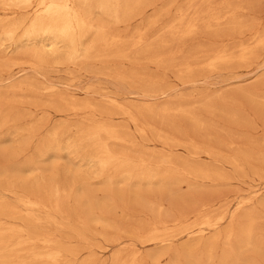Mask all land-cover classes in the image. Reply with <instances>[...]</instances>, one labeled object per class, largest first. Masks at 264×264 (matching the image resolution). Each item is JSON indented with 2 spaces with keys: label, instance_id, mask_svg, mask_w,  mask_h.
<instances>
[{
  "label": "rangeland",
  "instance_id": "rangeland-1",
  "mask_svg": "<svg viewBox=\"0 0 264 264\" xmlns=\"http://www.w3.org/2000/svg\"><path fill=\"white\" fill-rule=\"evenodd\" d=\"M148 1L151 3V5L150 7L144 10V14L141 15L143 16V18L141 16L133 18L132 20L128 22L129 24L128 23L118 24V25L113 24V22H111L109 18H107L106 16L98 12L97 10H93L89 17L92 24L94 25L102 24L103 26H105L108 32H110L114 36H117L120 39V41H122V43L124 41H127L123 43V46L121 48L124 51L127 50L126 52L128 53L131 50V53H130L131 55L128 54V57H127L128 59L117 58V57L114 58L113 56H111V54H113L114 51L110 50L105 53L106 58L102 57L100 59H95V60L93 59L84 60V63H83V59L82 60L78 59L72 65L65 64L66 62L68 63V61L65 59L66 58V55L64 54L65 49L62 48V46H60V51H59V54L57 55L50 53L49 48H46L42 51L41 45L39 42H37L36 44L34 43L33 45L26 44L27 46L25 47L27 48L25 49L22 48L21 50H19L14 45H12L10 41H7L3 37V35L1 34V29H0V68H2L3 65L8 60L11 59L12 61L13 59H15L13 60L14 61L13 62L14 64L12 63L13 65L9 64L10 67L9 65H5L6 67L8 66L9 68L8 67L7 69L2 68L3 70L5 69L4 70L5 72L2 69H0V73H1L0 74V103H1L0 113L6 114L8 111V108L10 109L11 107L12 109L14 105H17L14 107V109L11 110L10 114L14 116H21L20 119H16L17 121L13 120L12 122L10 121L4 124L5 122L2 120V117L0 115L1 117L0 118V202L8 204L10 208L7 211L0 210V217H1L0 225L2 228H5V229H13V230L28 229L32 233L33 236H37L40 239H43L45 237V239H48L50 241V244H52V246L61 248L63 249V253L64 252L66 253V254L64 253L62 258L59 260V264L60 263L61 264H71V262L72 264H78V263L79 264H127L128 262H130V259L133 257L135 252H138L137 256L138 257L140 256L141 259H143L141 260L137 258V262H138L137 264H145L144 263L145 261L147 262V264H152L157 261L161 262L162 264H165L167 262H170L168 264H171L173 262L175 264H195L198 262L189 261V259H187L184 256V254L180 252L183 249V247L187 243H189V241L190 242L192 241L191 239L189 240L187 237L178 236L171 246L172 248L171 250L173 252L177 251V249L180 252L177 258L174 256H171L170 259L166 257H162V254L164 251L162 247H159V246L157 247L155 245H149L148 243L144 244L143 237L146 236V233L149 234L148 231L150 229V226L152 225L150 222H156L157 220L160 223H162V221L164 223V221H167L164 224L168 225V222H169L171 223L170 227L171 225L173 227V230H170L169 232L171 234H177L175 232L180 231V230L183 231L186 228L185 225H187V228L188 226L190 227L192 225L191 227H193L194 230H197L196 226H198V224L203 222L204 218L205 219L208 218L210 219V221L213 220L211 222H214L215 221L214 218H216L217 215L218 216L223 215L225 213H230L232 211H236V214H237L236 222L233 225V227L235 226L234 229H237L240 226V224L247 221V218L245 217L250 216V217H255L257 219L256 220L257 221L256 223V227H257L256 234L257 235H256V241L254 243H255V246L256 245L259 246L261 244L264 246V243H263L264 242V218H263L264 217V170H263L264 168L261 166V163H260V161L262 160L261 155L264 153V144H263L264 143L263 141L264 140L263 139L264 119L256 118L257 116L256 112L259 113V110H260L257 107L258 103L260 102L259 100H256L257 103H254V101H251L250 99H245V98L238 96L241 93L249 91L248 93H252L254 95L256 94V96L258 97H264V86H263L264 85V48L256 47L255 49L257 50H255L253 47H250V46H253L254 44L253 39H252L253 35L255 36L256 34H259L261 30L262 32L260 34L264 33L263 31L264 27L262 28V26L264 25V0H227L231 4L233 3L232 4L233 6L238 7L240 9L239 11L240 15L242 16L245 22L248 21L246 22V24L254 22L253 26L251 25L250 28L245 29L246 32L244 30L242 34H240L239 36H235V38L232 37L234 40L231 37L228 39L227 38L225 39L224 37L213 39L211 38V36H208V35L204 36L203 34H197L195 37L183 40L184 42H180V43L179 42H169V44L164 49L166 53L170 52L169 54L170 57L168 56V58H170L171 62L168 59L167 61L169 62L168 64L151 63L147 60L146 56H144L143 54H139V53L135 57V55L132 54L133 48H131V45L133 43V40L136 39L135 37H137L140 34L143 36L145 40H148V38L151 39L147 43L149 42L155 43V41L157 40H166V39H168L166 41L171 40L170 39L171 38L170 28L166 26L172 27L171 24L174 23L173 24L174 26L178 23L179 20L177 19L180 18L181 11L182 10L185 11L187 7V1L186 0H148ZM224 1L225 0H213L212 4L215 7L220 9L219 5L222 4ZM195 2L196 3L194 4H197L198 6H206L205 5L206 3L204 0H198ZM242 7H244V9ZM15 11H16L15 13H12L11 11H8V10L4 11V6L0 2V24L5 23V21L19 19L21 18V16L23 17L24 15H26L27 12L30 10L24 9V10H15ZM188 16H191V12H188V15H186V18ZM151 19H154L156 21V24L153 26L149 24V21ZM176 20L177 22H175ZM252 27H253V30L251 29ZM23 29H24V26L21 27L17 31L16 36H15L16 39L21 36ZM248 29H250L251 31H249ZM244 32L247 34L244 35ZM93 37H94L93 32L89 33L87 37L85 38V40L83 41V43L84 44L88 43L90 40L93 39ZM201 39H202V45L200 44L199 46L198 44L199 42L201 43ZM220 39L221 41L222 39L224 40L222 41L223 45L222 43H220L221 42ZM189 40L190 41L192 40V41L190 42ZM232 40L234 42H232ZM186 41L187 42L189 41L190 43L185 44ZM193 42H194V45L192 44ZM231 42L234 44L235 47L232 45ZM213 43L214 44L216 43L215 46L217 48L219 46L217 50H216V47L213 46L214 45ZM174 44L175 46H173ZM179 44H181L182 46ZM241 44L245 47L251 48V50H253L254 53L259 52L261 54L257 53V55L255 56L257 57V59L254 57V61L253 59H251L248 62H242V63L238 61H233L232 63L225 66V67H228L227 70L225 67H223V69L222 67H220L222 70H220V68L215 69L214 70L215 72L207 71V70L202 71V70L197 69L196 71L202 72L203 74H202V77L195 78V82H193V84L187 83L185 79V75L178 72L179 65H183L184 62L197 63L196 62V59H197L198 63L202 61V64H203L205 59L207 58V55L212 54V52L210 53V51H212L214 48L215 50H213V52L215 51L226 52L227 51L226 52L227 54L233 55L234 49L230 50V46L232 45L235 48V50L238 49V52L240 53ZM203 45H205L207 48ZM220 45L222 46L220 47ZM212 46H213V49H212ZM180 47H182L183 49L182 48L180 49ZM226 48H228L229 51ZM178 49L179 51L177 52ZM26 51H28V53L30 54H28ZM159 51H162V49ZM206 51L209 54H207ZM34 52H40V53L42 52L41 54L42 56H44L45 59H47L46 60L47 62L44 61L42 65L39 64L35 60V57L33 56ZM172 52H173V56H171ZM175 52H177L178 54ZM234 52L237 53L236 51ZM239 53L234 54L233 56H236ZM26 54H28L29 56L31 55V56L28 57V55ZM31 57H33V61H30L32 60ZM6 59L7 61H5ZM21 60L23 61L27 60L26 62H29L31 65L30 64L22 65L21 63H23V61ZM58 61L60 62L57 63ZM32 62H34V64ZM35 62L38 64H36ZM19 63L21 64V66ZM195 63H194V66L196 68L198 67L201 68L202 64L199 63V66H198V63H197V66H196ZM233 63L235 65H233ZM248 63H249V66H246L248 65ZM43 64L45 65L43 66ZM34 65H38L39 67L36 66L38 68L34 67L36 68L34 69L33 68ZM237 65L239 66V68ZM29 66H32V67H29ZM205 71L206 73H204ZM118 73L122 75L125 73L124 75L129 76V79L124 80V79L117 77ZM129 73L132 75H130ZM195 73L197 74V72ZM130 77L132 78V80ZM52 85L54 87H51ZM146 85L148 86V88L156 87L157 89L166 91V95L160 98L158 97V98L150 99L149 97H147L148 95L145 94L147 93V91H149V89L146 88L147 87ZM19 86L20 87L22 86L21 88L24 91L23 93H21L22 91L19 90L20 88ZM31 86L35 89L32 90V88H30ZM16 89H18L19 91ZM25 89L28 92H25L26 91ZM48 89H52V92H48ZM42 90L44 91V93ZM259 92L260 93L262 92V93L260 94ZM41 94H43L45 97L42 96ZM53 94L54 95L57 94L56 97L53 96ZM234 94H236L237 96H236V100L232 102L233 104L231 103V101H228V100L224 102L219 100L222 97L235 96ZM46 95L48 96V98ZM63 96L65 97V100L63 99L64 98ZM59 99H63L64 101H66L67 99L69 100V102H77L79 104H88V105L93 106L95 108V111L93 112L88 111L85 113H81L77 117L74 116L75 118L73 116H66L62 112L60 113L58 111V110H62L65 108L63 107V105H61L63 108L60 105L58 108V104H62ZM240 99H243L245 102H248V103H243L244 101ZM56 100H57V103H55ZM110 100H113V101L116 100L115 102H117L119 105L122 104L126 108L124 112H129L128 109L132 110L133 113H131V111L130 113L133 114V116L137 118L139 126L141 125V127L145 128L146 134H139L138 132L139 128L133 125V123L127 121V119H125L124 117L120 116L119 114L121 112L113 104L110 105L111 104ZM209 101H211L212 104H215L217 108L215 109L216 111H214L215 113L211 111V114H210V112H207L204 110L206 104H208ZM240 101H243V102H240ZM162 106H168L169 108L172 109L170 113L165 118H163V120L165 121H162V118L160 117L157 118L156 116L154 117V115H150L145 112L146 108L152 107L153 109H157ZM176 106L177 107L180 106L181 108L186 110V112H190V113L193 112V114L198 113V115L197 114L195 115L199 116V118L202 117L201 118V120L203 119L202 128L194 130L192 127L193 126L192 122L190 121L189 118L186 117L185 114L173 111V108H177ZM244 106H246L248 110ZM1 107H4V108H1ZM222 108L226 111L228 110V112L221 110ZM39 110H41V112ZM251 110H253V112H251ZM233 111L241 113L240 115L243 117V119L241 118L239 120L234 119L231 116L232 113H234ZM97 112H99L100 117L102 114V117H103L101 118L102 120L103 119L107 120L109 118L107 120L109 122H107L106 120H103V122H101L102 120L100 121L99 119V122H101L99 123L98 120L96 119L97 117L99 118ZM212 112L214 115L212 114ZM248 113L249 115H247ZM88 114H90L91 116L90 119H89ZM143 115L149 118L143 117ZM105 116L106 118H104ZM94 117L97 121H95L94 119L93 121H90ZM85 120L87 121L85 122ZM256 120H259V121H256ZM260 120H262V122ZM88 121L93 124H90ZM96 122L98 124H107V123H109L107 125L114 124L112 126H115L116 130L118 131V135L128 142L126 144L108 142L109 149L113 153H116L119 155H122L123 154L122 151L124 150V155L128 157L132 156L130 157L131 159L133 157L135 158L137 155V159L135 158L136 161L133 158L134 162H138L141 159L142 162L146 163V165L148 164L150 167H153L154 169H158L161 172H165V171H170L174 166L177 168L178 167L182 168L183 166L182 163L188 161L189 163L195 164V165L202 164L205 166H211L214 169H217V171L219 170L220 172H222L226 177H230V178H228V180L226 181H218V183L217 182L213 183L207 180L195 181L194 184L191 186V189L190 187H187L185 184H181V185L173 184V186H171L170 188L167 187L165 189L157 184H153L149 186V184H147L146 182L140 183L139 185H137L135 182L133 184V181L130 182V180H128L121 172L115 171L111 167H108V169L104 168V170L103 169L101 170V168L98 166L97 163L89 162L90 158L96 156V151L94 147H91L90 145L87 144V142L85 141V138H86L87 131H89V129H91V127L94 126ZM246 122L250 124L252 123L251 124L252 126L243 125V123H246ZM227 123L231 125H228ZM90 125L91 127H89ZM241 126L242 128H240ZM243 126H246V127H243ZM159 128L161 131L159 130ZM83 129H85L84 132H83ZM147 129H149L150 131H148ZM157 130L158 132H161L160 134L164 132V136L168 138H171V136L174 137L177 133L176 135L177 137L173 139L178 140V137L179 138L182 137L179 141H182V139L183 141H188V140H191V138H194L195 136H197L196 138L192 139V140L199 139L198 141H195L196 143L197 142L202 143L205 140V137L215 138V137L220 136V138H225V139L229 137H234L236 139H239V142H240L235 147L234 151L252 152V154L250 155L251 164H249L248 166H245L244 172H241V171L234 170L232 167L226 165V163L224 162H220L221 163L220 164V163H216L212 161L211 159H207L203 157L199 158V160L194 159L193 160L194 162H193L189 158L190 156L189 150H184L180 147H175V146L169 147V148H163L160 145L154 146L152 144V141L155 140V137H157L156 136L157 135L156 133H158ZM220 130H222V132ZM192 131L196 135L192 134L193 133ZM174 132H175V135H174ZM80 135L84 139H82ZM83 135H85V137ZM152 135H154L155 137ZM245 138H248V139L252 138L253 145L252 144L245 145V141L242 140ZM79 139L82 142L79 143L78 142ZM129 139L135 143L131 144L130 143L131 141ZM142 139L144 140V142ZM141 141L143 142V144ZM258 141L262 143L263 145L260 144ZM256 142H258L260 146L258 144H255ZM136 143L139 145L138 147ZM127 144L130 146V148H128L129 146ZM51 145L56 146L55 152H46L47 148L50 147ZM146 145L148 146L145 149ZM142 146H144L142 150L145 149L146 151H149V152H146L145 150H143L145 152L143 151L139 152L141 151ZM132 147H136V148H132ZM115 148L117 151H115ZM150 150L151 151L153 150L152 151L153 153ZM68 151H70V154L68 153ZM254 151H256V153ZM158 157L160 158V160H158L159 159ZM149 158H151L152 160H150ZM168 158L173 159L174 164L168 165V163H166L165 165V163L162 162V161L168 160ZM148 159H149V163H148ZM174 159L177 160L178 162L175 163ZM152 161H153V164H152ZM252 161L257 165V166L255 165L257 170H255V166ZM258 162L260 163V165ZM157 163L160 164V166ZM169 166H171L170 169H169ZM253 166H254V169H253ZM112 169L114 173L112 172ZM258 169L261 171H259ZM113 174L116 177L113 176ZM35 179L37 182L35 181ZM39 180L41 181L39 182ZM15 182L18 186L15 184ZM41 183H43V185ZM45 184L47 188L45 187ZM49 184L50 185L52 184V185L50 186ZM48 186H50L51 189L50 187L48 188ZM126 186H129V188ZM6 188H10L12 190L14 189L13 190L14 192L9 193L5 190ZM37 188H39L38 191H37ZM67 188H69V190ZM124 189L127 190L129 193L131 192L130 194L127 193L129 194L128 196L129 198L127 197V199L125 198V200L123 199L124 193L126 192ZM62 190H65V191H62ZM32 191L34 192V194H32L33 193ZM52 191L54 193H52ZM153 191L154 193L152 194ZM46 193H48L47 196L50 195L49 197H47V199L45 198ZM108 193L111 198L114 196V198L115 199L117 198L118 201L115 200L114 198L111 199L108 196ZM135 193L140 194V196L136 197ZM127 194L125 193V196H127ZM117 195L119 197H117ZM149 195H152L151 199L150 197L149 198L147 197ZM154 195L158 197H154ZM160 195H163V197ZM20 196L21 198L25 196H29L34 199L35 197L37 199L38 196H40L39 199H41V202L43 200V203L46 204L47 206H48L47 203L51 201L49 203V207H51L53 202H54L53 207L58 202V205H59L57 209L58 211L57 210H56L57 212L54 211L53 208H51V210H53L54 213H51L52 211L50 210V208L39 210V211L29 210L25 207H22L20 203H17L19 202L18 199H20ZM43 196H44V199L41 198ZM145 197L148 200L150 199V201L152 200L151 202H153V204L154 202L155 204L157 203L156 205L154 204L155 206L161 204L160 207L162 210V217L163 215L167 213H168V216H165L164 219L161 216L157 218L155 215V211H154L155 208H153V211H150L148 208L150 205L148 204L146 205L143 203L145 200H147ZM160 197H161L162 202L160 200ZM186 197H190V198L187 199ZM253 197L255 200H252V202L249 203L250 205L246 204V207H243L242 209L237 211L238 202L247 201L245 200L246 198L247 199L249 198L251 201ZM52 198L54 200H52ZM143 198L145 199L144 201H143ZM155 198H157L158 200L156 199L157 201H155ZM129 199L130 201H132V203L133 201H134V204L137 203L136 206L140 207L144 205L142 206L144 208L143 212H146L147 210L148 211L146 213H142L141 212L142 210H140L141 207L140 208L135 207L137 209V212L139 208L138 213L135 211V209H132V210L129 209L131 207L133 208L131 202H129ZM195 199L199 201L195 202L196 201ZM44 200H47V201L45 202ZM190 200H195V201L193 202ZM114 202L121 203L118 205V207L120 206L119 209L118 207H115L116 204L118 203L114 205ZM125 203H128V204L126 205ZM162 203L164 204L162 205ZM207 203L208 205L214 204V206L210 208L211 210L208 209L207 211H204L202 206L207 205ZM175 204L179 206V210L182 208L181 210L183 212L179 211V213L181 214L183 213L184 215L183 214L182 215L185 217H182L181 214L177 215L178 208H177V205L175 206ZM226 204L228 206H226ZM128 205L131 207L126 208V206ZM163 207L164 209H162ZM167 207L169 208V211H167L166 209ZM174 207L177 209H175ZM221 208L222 210L226 212L224 213V211H222ZM121 209H124L125 211ZM59 210H61V212ZM126 210L128 212H126ZM193 211H196L198 213H194L195 215L192 216ZM201 211L203 214L200 213ZM164 212L166 213L164 214ZM147 213L149 214L148 215L149 218L147 216ZM185 213L187 214L189 213L188 216H186ZM101 214H104V215H101ZM109 214H111V218ZM180 215L182 218L180 217ZM105 216L107 218H104ZM188 217H189V219H187L188 221L185 220V222L183 223V220ZM6 218H8V221ZM35 218L36 220L38 219V221H36ZM78 219L80 222L78 221ZM81 219L82 221L85 220L84 222H82L83 225H86V221H88L87 223L89 225L87 224L86 225L87 227H86L80 224ZM148 219H150L151 221L150 220L148 221ZM174 219L178 220V223L181 222V225L177 224L176 220L172 221ZM180 219H183V220H180ZM197 219H199V221ZM1 220L4 222H2ZM25 221L26 222L28 221V223H26ZM103 221H105L104 223H107V224H104ZM11 222H12V225H10ZM17 222H19V224H17ZM226 222L222 223L221 226L219 227L218 229L219 233H222L226 230L227 225H228V222L227 223ZM20 224L21 225L23 224V225L21 226ZM174 224H176V226ZM107 225H111L113 227H108ZM182 225L185 228L182 229L181 228ZM179 226L181 229L179 228ZM172 227L169 229H172ZM142 228L144 230H142ZM176 228H179L180 230H177ZM132 230H133L132 233L138 236H134L131 233ZM143 231H146V232L144 233ZM139 233L141 236L139 235ZM214 234L215 232L213 231L206 232L204 234L203 240L204 241L211 240ZM7 235L8 234H6V232L2 234V236H5V237H7ZM136 237H140L141 240L139 238L136 239ZM221 238L222 237H220L217 241V243L219 242L218 248L219 247L223 248L224 246L223 245L224 242ZM117 239H118V242L115 241ZM219 240L220 241L222 240V241L220 242ZM256 242L260 244H257ZM129 244L130 245L132 244V245L130 246ZM30 245L32 246V248H35L36 250H39L40 252L45 251L43 245L39 243L38 241H33ZM234 246H235L234 249L239 252L237 245L234 244ZM263 246H260V247H263ZM220 250L221 249L217 250L218 255L216 254L215 258L213 259V261H211L210 264H212L213 262H214L213 264L219 263L218 259H220V256H219L221 253ZM240 253L241 255L242 254L243 255L241 257L240 263L238 264H244V262L245 264H264V252H255L251 249L249 251L243 250ZM19 255L23 256L22 253ZM67 255L69 256V258H67L68 257ZM118 260L119 261L121 260L123 263L122 262L119 263ZM126 260H127V263H126ZM199 261L202 263L201 260ZM56 264H58V262Z\"/></svg>",
  "mask_w": 264,
  "mask_h": 264
},
{
  "label": "bare ground",
  "instance_id": "bare-ground-1",
  "mask_svg": "<svg viewBox=\"0 0 264 264\" xmlns=\"http://www.w3.org/2000/svg\"><path fill=\"white\" fill-rule=\"evenodd\" d=\"M187 1V7L185 9V11H181V16L178 21V23L176 25L172 27L170 26H166V27H169L170 28V32H171V40L169 41H166V40H157L155 41V43H147L149 40H145L143 38V36L140 34L138 35L137 37H135L136 39L133 40V43L131 45V48H133L132 50V54L136 55L139 53V54H143L144 56H146L147 60L151 63H161V64H168L169 61H170V58H168V56L170 57V52L169 53H166L165 52V48L166 46L169 44V42H184L183 40H186V39H189V38H192V37H195L197 34H203L204 36L205 35H208V36H211V38L213 39H217V38H222L224 37L225 39L227 38H232L235 36H239L240 34H242V32L247 29V28H250L251 25L253 26V23H247L248 21H244V19L242 18V16L240 15V9L238 7H235L233 6L229 1L225 0L222 4H220V9L215 7L213 4H212V1L213 0H204L205 1V5L206 6H198L197 4H194L196 3L195 1H198V0H186ZM1 4H3L4 6V11L8 10V11H11L12 13H15L16 11L15 10H24V9H28L30 11L27 12L26 15H24L23 17L21 16V18L19 19H14V20H11V21H5V23H1L0 24V29H1V34L3 35V37L7 40V41H10V43H12V45H14L17 49L21 50L22 48H27L25 46L27 45H33L34 43L36 44L37 42L40 43L41 45V49L42 51L46 48H49V52L54 54V55H57L59 54V51H60V46H62V48L65 49V55H66V60L68 61V63L66 62L65 64H73L75 63V61H77L78 59H83V63H84V60H89V59H100L102 57H105L106 58V52L107 51H114L113 54H111V56H113L114 58L117 57V58H126L128 59V54L131 55V50L130 52H126L127 50H122V46H123V43L127 42V41H124L122 43V41H120V39L117 37V36H114L113 34H111L110 32H108V30H106L105 26H103L102 24H97V25H94L91 23L89 17L92 13L93 10H97L98 12H100L101 14H103L104 16H106L107 18H109V20L111 22H113V24H127L130 20H132L133 18H136V17H140L141 15L144 14V10L147 9L148 7H150L151 3L148 1V0H0ZM219 3V2H218ZM176 4V3H175ZM204 5V4H203ZM237 5V4H236ZM218 6V7H219ZM238 6V5H237ZM181 7V6H180ZM241 7V6H240ZM244 9V7H242ZM246 9V8H245ZM188 12H191V16H188L186 18V15H188ZM190 15V14H189ZM143 18V16H141ZM244 17V16H243ZM247 17V16H246ZM253 17V16H252ZM249 18V17H248ZM5 19V18H4ZM254 19V18H253ZM141 20V19H140ZM152 20V21H151ZM149 21V24L150 25H155L156 24V18L155 20L154 19H151ZM177 20L175 22H177ZM248 20V19H246ZM256 20V19H255ZM258 21V20H257ZM172 22V21H171ZM129 24V23H128ZM148 24V25H149ZM261 24V22H260ZM257 25V24H255ZM24 26V29H23V32L21 34V36L19 38L16 39V33L17 31ZM150 26V27H152ZM260 26V25H258ZM264 27V25L262 26V28ZM168 29V28H167ZM253 30V27L251 28ZM255 29V27H254ZM261 29V28H260ZM264 29V28H263ZM166 30V28H165ZM249 31H251L250 29H248ZM247 30V31H248ZM257 31V30H256ZM264 31V30H263ZM93 32V39L90 40L88 43L84 44L83 41L85 40V38L87 37V35L89 33ZM143 32V31H142ZM161 32V31H159ZM168 32V31H167ZM246 32V30H245ZM244 32V35L247 34ZM262 32V30L260 31V33ZM249 33V32H248ZM256 34L255 36L253 35V46H250V47H253L254 49L256 47H263L264 48V33L263 34ZM167 34V33H166ZM165 34V35H166ZM200 36V35H199ZM249 36V35H248ZM246 36V37H248ZM160 37V36H159ZM251 37V36H250ZM210 38V39H211ZM237 38V37H236ZM241 38V37H240ZM244 38V36H243ZM197 39V38H195ZM194 39V40H195ZM233 39V38H232ZM251 39V38H250ZM124 40V39H122ZM129 40V39H128ZM193 40V39H192ZM191 40V41H192ZM200 40V38H199ZM234 40V39H233ZM232 40V42H234ZM249 40V39H248ZM190 41V40H189ZM185 42V44L187 43H190V42ZM219 41V40H218ZM217 41V42H218ZM221 41V39H220ZM222 41H224L222 39ZM222 41L220 43H222ZM231 41V40H230ZM236 41V40H235ZM252 41V40H251ZM129 42V41H128ZM146 42V43H145ZM205 42V41H204ZM226 42V41H225ZM231 42V43H232ZM241 42V41H240ZM249 42V41H248ZM197 43V42H196ZM230 43V44H231ZM239 43V42H238ZM243 43V42H242ZM27 44V45H26ZM176 44V43H175ZM175 44L173 46H175ZM182 44V43H181ZM179 44V45H181ZM194 45V42L192 43ZM191 44V45H192ZM200 44L202 45V39H201V43L199 42V46ZM214 44V43H213ZM251 44V43H250ZM207 45V44H206ZM216 43L213 45L215 46ZM223 45V43H222ZM220 45V47L222 46ZM232 45L234 46V44L232 43ZM230 46V50L234 49V51H236L237 53L238 52V49L235 50V46ZM177 46V45H176ZM182 46V45H181ZM190 46V45H188ZM197 46V44H196ZM205 46V45H203ZM213 46H212V49H213ZM218 46V45H217ZM239 46V44H238ZM247 46V45H246ZM194 47V46H193ZM206 47V46H205ZM216 47V46H215ZM227 47V46H226ZM229 47V46H228ZM179 48V46H178ZM182 47H180L181 49ZM189 48V47H188ZM191 48V47H190ZM207 48V47H206ZM210 48V47H209ZM208 48V49H209ZM219 48V46H218ZM216 47V50L218 49ZM223 48V47H222ZM240 53L236 56H233L234 54H237L233 51V55L231 54H227L226 52L224 51H215L213 52V50H215V48L210 51V53L212 52V54L210 55H207V58L205 59L204 63L202 64V61L199 62L200 64H202L201 68L198 67L196 68L194 66V63L193 62H184L183 65H179V71L181 74H184L185 75V79L187 81V83H191L193 84V82H195V78H199V77H202V72H198L196 71L197 69L198 70H207V71H214L215 69H219L220 67H225L227 66L228 64L232 63L233 61H238L240 63L242 62H248L250 61L251 59H253L254 61V57L257 55V53L259 52H255L253 50H251V48L249 47H245L241 44L240 46ZM162 51H159L161 50ZM183 49V48H182ZM206 49V50H208ZM228 49V48H226ZM261 49V48H260ZM257 50V49H255ZM259 50V48H258ZM179 51V49L177 50V52ZM202 51V50H201ZM229 51V49H228ZM262 51V50H261ZM28 53V51H26ZM175 52V53H177ZM182 52V50H181ZM189 52V51H188ZM205 52V51H204ZM42 53V52H41ZM40 52H34L33 53V56L35 57V60L42 65V63L45 61L47 62L44 58V56H42ZM207 54H209L207 51H206ZM30 54V53H28ZM26 54V55H28ZM178 54V53H177ZM176 54V55H177ZM255 54V55H254ZM261 54V53H259ZM258 54V55H259ZM31 56V55H30ZM28 55V57H30ZM108 56V55H107ZM133 56V55H132ZM171 56H173V52L171 54ZM199 56V55H198ZM206 56V54H205ZM260 56V55H259ZM52 57V56H51ZM104 58V59H105ZM257 59V57H255ZM29 59V58H28ZM32 60L30 61H33V57H31ZM143 59V58H142ZM141 59V60H142ZM15 60V59H13ZM11 61L7 59L5 61H7L2 68H6L7 67L5 65H11L14 61ZM34 60V61H35ZM138 60V59H137ZM172 60V59H171ZM189 60V59H188ZM23 61V60H21ZM27 60L23 61V63H21L22 65L23 64H30L29 62H26ZM57 61V59H56ZM131 61V60H130ZM194 61V60H193ZM252 61V62H253ZM19 62V61H18ZM51 62V60H50ZM60 61H58L57 63H59ZM62 62V61H61ZM70 62V63H69ZM81 62V61H80ZM171 62V61H170ZM196 62L198 63L197 59H196ZM2 63V62H1ZM34 64V62H32ZM36 63V62H35ZM36 63V64H38ZM115 63V62H114ZM197 63L196 66H197ZM199 63H198V66H199ZM236 63V62H235ZM14 64V63H13ZM12 64V65H13ZM18 64V63H17ZM16 64V65H17ZM20 64V63H19ZM20 64V66H21ZM54 64V63H53ZM9 65V67H10ZM31 65V64H30ZM40 65V66H41ZM45 64H43L44 66ZM233 65H235L233 63ZM245 65V63H244ZM15 66V65H14ZM38 65H34V67H36ZM75 66V65H74ZM238 66V65H237ZM242 66V65H241ZM246 66H249V63L248 65ZM8 67V68H9ZM29 67H32V66H29ZM39 67V66H38ZM36 67V68H38ZM50 67V66H49ZM173 67V65H172ZM231 67V65H230ZM229 67V68H230ZM234 67V66H233ZM0 68V69H2ZM34 68V69H36ZM169 68V67H168ZM226 70L228 67H225ZM239 68V66H238ZM172 69V68H171ZM220 68V70H222ZM232 69V68H231ZM3 70V69H2ZM5 70V69H4ZM3 70V71H4ZM168 70V69H166ZM233 70V69H232ZM35 71V70H34ZM5 72V71H4ZM119 72V71H118ZM197 72V74L195 73ZM215 72V71H214ZM115 73V71H114ZM206 73V71L204 72ZM1 74V73H0ZM125 74V73H124ZM122 75L120 73H118L117 77L121 78V79H129V76H125V75ZM130 74V73H129ZM212 74V73H211ZM220 74V73H219ZM224 74V73H223ZM106 75V74H105ZM114 75V74H113ZM127 75V74H126ZM132 75V74H130ZM205 75V74H204ZM145 76V75H144ZM115 77V76H114ZM127 77V78H126ZM147 77V76H146ZM156 77V76H155ZM262 77V76H261ZM113 78V77H112ZM116 78V77H115ZM118 78V79H119ZM131 78V77H130ZM145 78V77H144ZM154 78V77H153ZM235 78V77H234ZM120 79V80H121ZM146 79V78H145ZM152 79V78H151ZM239 79V78H238ZM132 80V78H131ZM155 80V79H154ZM237 80V79H236ZM127 81V80H126ZM11 82V81H10ZM139 82V81H138ZM142 82V81H141ZM133 83V82H132ZM154 83V82H153ZM146 84V83H145ZM144 84V85H145ZM151 84V83H150ZM149 84V85H150ZM259 84V83H258ZM132 85V84H131ZM136 85V84H135ZM154 85V84H153ZM161 85V84H159ZM30 86V85H29ZM50 86V85H48ZM147 86V85H146ZM152 86V85H151ZM264 86V85H263ZM20 87V86H19ZM22 87V86H21ZM19 88V90H21L23 93V89L22 88ZM26 87V86H25ZM51 87H54L53 85ZM150 87V86H149ZM13 88V87H12ZM33 89L32 86L30 87ZM56 88V87H55ZM134 88V87H133ZM148 88V86L146 87ZM247 88V87H246ZM149 91H147V93H145L146 95H148L147 97H149L150 99H154V98H160V97H163L166 95V91H163V90H160V89H157L156 87H150L148 88ZM18 90V89H16ZM18 90V91H19ZM26 90V89H25ZM132 90V89H131ZM147 90V89H146ZM145 90V91H146ZM37 91V90H36ZM43 91V90H42ZM134 91V90H133ZM256 91V90H255ZM254 91V92H255ZM25 92H28L27 90ZM35 92V91H33ZM41 92V90H40ZM48 92H52V89H48ZM244 92V91H243ZM249 92V91H248ZM247 91L244 92V93H241L239 94L238 96L242 97V98H245V99H250L251 101H254V103H257L256 100H259L258 102V108L260 109L259 110V113H257V116L256 118H260V119H264V97H258L256 96V94H252V93H248ZM44 93V91H43ZM220 93V92H219ZM260 93V92H259ZM258 93V94H259ZM262 93V92H261ZM260 93V94H261ZM15 94V93H14ZM19 94V93H18ZM40 94V93H39ZM59 94V93H57ZM56 94V95H57ZM20 95V94H19ZM29 95V94H28ZM42 96H44L43 94H41ZM51 95V94H50ZM56 95L53 94V96L56 97ZM235 96H229V97H222L220 98L219 100L221 101H231L234 102L236 100V94H234ZM35 96V94H34ZM37 96V95H36ZM47 96V95H46ZM52 96V97H53ZM60 96V95H59ZM62 96V95H61ZM65 96V95H64ZM63 96V97H64ZM143 96V94H142ZM45 97V96H44ZM51 97V98H52ZM137 97V96H136ZM204 97V96H203ZM36 98V97H35ZM48 98V96H47ZM46 98V99H47ZM50 98V99H51ZM62 98V97H61ZM146 98V97H145ZM22 99V98H21ZM38 99V98H37ZM42 99V98H41ZM56 99V98H55ZM65 100V97L63 98ZM63 99H59L60 102L62 104H58V108H59V105H63V107H65L64 109L62 110H58L60 113L62 112L63 114H65L66 116H78L80 115L81 113H85V112H93L95 111V108L91 105H88V104H79L77 102H69V100L66 99V101H64ZM240 100H243V99H240ZM52 101V100H51ZM116 101V100H115ZM113 100H110V105H114L121 113L119 114L120 116L124 117L125 119H127V121L133 123V125L137 126L139 128L138 132L139 134H146V130L145 128L141 127V125L139 126V123H138V120L135 116H133V111L132 110H129L128 108V111L129 112H124V110L126 109L122 104L119 105L117 102H115ZM188 101V100H187ZM214 101V100H213ZM244 101V100H243ZM243 101H240V102H243ZM79 102V101H78ZM145 102V101H144ZM156 102V101H154ZM170 102V101H169ZM217 102V100H216ZM3 103V101H2ZM50 103V102H49ZM55 103H57V100L55 101ZM59 103V102H58ZM191 103V102H190ZM214 103V102H213ZM238 103V102H237ZM243 103H248V102H243ZM1 104V103H0ZM6 104V103H4ZM37 104V102H36ZM154 104V103H153ZM233 104V103H232ZM242 104V103H240ZM12 105V104H11ZM10 105V106H11ZM172 105V104H171ZM8 106V107H10ZM17 106V105H14V107ZM37 106V105H36ZM46 106V105H45ZM51 106V105H50ZM14 107H12V109H14ZM23 107V106H22ZM44 107V106H43ZM62 107V106H61ZM62 107V108H63ZM129 107V106H128ZM158 107V106H157ZM177 107V106H176ZM226 107V106H225ZM245 108H247L246 106H244ZM253 107V106H252ZM256 107V108H257ZM1 108H4V107H1ZM11 107L10 109L8 108V111L6 114H1V117H2V120L5 122H3L4 124L8 123V122H12L13 120H16V119H20L21 116H14V115H11L10 112H11ZM36 109V108H35ZM40 109V108H39ZM215 109L216 106L215 104H212L211 101L208 102V104H206L205 106V111L207 112H210L211 114V111H216ZM229 109V108H228ZM238 109V108H237ZM250 109V107H249ZM172 109L169 108L168 106H162L160 108H157V109H153L152 107H149V108H146L145 112L147 114H150V115H154V117L156 116L157 118L160 117L162 118V121H165L163 120V118H165L171 111ZM221 110H224L223 108ZM248 110V108H247ZM254 110V108H253ZM253 110H251V112H253ZM41 112V110H39ZM131 111V113H130ZM173 111L175 112H178V113H183L186 115L187 118L190 119V121L192 122V127L194 130L196 129H199V128H202L203 126V119L201 120V118H199L198 113H195L193 114L190 113V112H186V110H184L183 108H181L180 106H178L177 108H173ZM192 111V110H191ZM226 111V110H224ZM237 111V110H236ZM236 111H233L234 113H232V117L236 120H239L240 118L243 119V117L240 115L241 113L239 112H236ZM245 111V110H244ZM243 111V112H244ZM4 112V111H3ZM204 112V111H203ZM212 112V114H213ZM219 112V111H218ZM228 112V110L226 111ZM232 112V111H231ZM255 112V111H254ZM98 113V116L99 118L97 117L96 119L98 120L99 122V119L100 121L102 120L101 118L102 117V114H101V117L99 115V112ZM215 113V112H214ZM245 113V112H244ZM17 114V113H16ZM95 114V113H94ZM143 114V113H142ZM209 114V115H210ZM223 114V112H222ZM229 114V113H228ZM89 115V119H90V114ZM200 115V114H199ZM214 115V114H213ZM226 115V114H225ZM249 115V113L247 114ZM23 116V115H22ZM94 116V115H93ZM254 116V115H253ZM0 117V118H1ZM110 117V116H109ZM143 117H146V118H149L145 115H143ZM151 117V116H150ZM25 118V117H24ZM75 118V117H74ZM88 118V117H86ZM106 118V116L104 117ZM108 118V117H107ZM111 118V117H110ZM139 118V116H138ZM159 118V119H160ZM204 118V116H203ZM246 118V117H245ZM251 118V117H250ZM88 119V120H89ZM93 119L95 121H97L94 118H92V120L90 121H93ZM109 119V118H108ZM107 119V120H108ZM142 119V118H141ZM167 119V118H166ZM23 120V119H22ZM62 120V119H61ZM83 120V118H82ZM103 120H106V119H103ZM103 120L101 122H103ZM106 120V121H107ZM235 120V121H236ZM253 120V119H252ZM251 120V121H252ZM17 121V120H16ZM87 120H85L86 122ZM94 121V122H95ZM256 121H259V120H256ZM262 122V120H260ZM89 122V121H88ZM99 122V123H101ZM109 122V121H107ZM229 122V121H228ZM245 122V120H244ZM255 122V121H253ZM90 124H93L91 122H89ZM88 123V124H89ZM159 123V122H158ZM162 123V122H160ZM264 123V121H263ZM49 124V122H48ZM95 124V123H94ZM109 124V123H107ZM107 124H98L96 122V124L94 126L91 127V125L89 127H91V129H89V131H87L86 133V138H85V141L87 142L88 145H90L91 147H94L95 148V151H96V156L92 157L89 159V162L91 163H97L98 166L101 168V170L104 168L108 169V167H111L113 168L115 171H119L121 172L128 180L133 181V184L134 182L139 185L140 183H143V182H146L147 184L150 185H153V184H157L161 187H163L164 189L167 188V187H171L173 186V184H177V185H181V184H185L187 187H190L191 189V186L194 184L195 181H199V180H207V181H211V182H217L218 181H226L228 180V178L230 177H226L222 172H220L219 170L217 171V169H214L213 167L211 166H205V165H195V164H191L189 163L188 161L187 162H183L182 163V168H177V167H173L170 171H165V172H161L159 171L158 169H154L153 167H150L148 164L146 165V163L142 162V160L138 161V162H134L133 161V158L131 159L130 157L124 155V150L122 151L123 154L122 155H119V154H116V153H113L110 149H109V146H108V142H114V143H122V144H126L128 141H126L125 139L121 138L119 135H118V131L116 130L115 126H112V125H107ZM228 124V123H227ZM234 124V123H233ZM238 124V123H237ZM252 124V123H251ZM250 123H243V125H247V126H252ZM254 124V123H253ZM152 125V124H150ZM228 125H231V124H228ZM239 125V124H238ZM145 126V125H143ZM38 127V126H37ZM117 127V126H116ZM151 127V126H150ZM158 127V126H156ZM160 127V126H159ZM223 127V126H222ZM232 127V126H231ZM238 127V126H237ZM243 127H246V126H243ZM50 128V127H49ZM155 128V126H154ZM205 128V127H204ZM209 128V127H208ZM242 128V126L240 127ZM261 128V127H260ZM177 129V127H176ZM192 129V130H193ZM245 129V128H244ZM262 129V128H261ZM85 129H83V132H84ZM148 131H150L149 129H147ZM160 130V128H159ZM263 130V129H262ZM34 131V130H33ZM132 131V130H131ZM161 131V130H160ZM222 132V130H220ZM242 131V130H241ZM249 131V130H248ZM247 131V132H248ZM137 132V131H136ZM158 132V130H157ZM188 132V131H187ZM193 132V131H192ZM80 133V132H79ZM150 133V132H149ZM161 132H158L156 133L157 137H155V140L152 141V144L154 146H157V145H160L162 146L163 148H169V147H180L184 150H189L190 152V156L189 158L193 161L194 159H198L203 157V158H207V159H211L212 161L216 162V163H220V162H224L226 163V165L232 167L234 170L236 171H241V172H244L245 170V166H248L250 163V155L252 154V152H240V151H234L235 147L238 145L239 142V139H236L234 137H229L227 139L225 138H220V136L218 137H215V138H206L205 137V140L202 142V143H196L195 141H198L197 139L196 140H192L194 138H196L197 136H195L194 138H191V140H188V141H179L182 137H178V140H174L173 138L177 137V133L175 135V132H174V137L171 136V138H168L166 136H164V132H162V134H160ZM173 133V132H172ZM191 133V131H190ZM138 134V135H139ZM170 134V133H169ZM189 134V133H188ZM194 134V132L192 133ZM225 134V133H224ZM55 135V133H54ZM196 135V134H194ZM81 136V135H80ZM85 137V135H83ZM184 136V135H182ZM192 136V135H190ZM252 136V134H251ZM254 136V135H253ZM104 137V138H103ZM82 138V136H81ZM153 138V137H152ZM84 139V138H82ZM190 139V138H189ZM264 139V137H263ZM52 140V139H51ZM130 140V139H129ZM137 140V139H136ZM135 140V141H136ZM143 140V139H142ZM185 140V139H184ZM243 141H245V145H251L253 142L252 138L251 139H248V138H245V139H242ZM131 144L135 143V142H132V140H130ZM256 141V140H255ZM264 141V140H263ZM78 142H82L80 141V139L78 140ZM142 142V141H141ZM144 142V140H143ZM142 142V144H143ZM259 142V141H258ZM258 142H256L255 144H258ZM129 143V145H130ZM260 143V142H259ZM75 144V142H74ZM137 144V143H136ZM135 144V146H136ZM147 144V143H145ZM144 144V145H145ZM262 144V143H260ZM260 144H258L260 146ZM264 144V143H263ZM262 144V145H263ZM128 145V144H127ZM126 145V146H127ZM128 145V146H129ZM141 145V144H140ZM253 145V144H252ZM257 145V146H258ZM57 146V144H56ZM56 146L55 145H51L50 147L47 148L46 152H55L56 150ZM139 145L137 144V147ZM148 145L145 146V149ZM256 146V145H255ZM144 146L141 147V151L139 152H142V148ZM252 147V146H251ZM82 148V147H81ZM130 148V146L128 147ZM132 148H136V147H132ZM140 148V147H139ZM149 148V147H148ZM238 148V147H237ZM240 148V147H239ZM250 148V147H248ZM261 148V147H260ZM263 148V147H262ZM126 149V148H125ZM91 150V149H90ZM122 150V149H120ZM228 152H227V151ZM261 150V149H260ZM115 151L116 148H115ZM146 151V150H145ZM143 151V152H145ZM151 151V150H150ZM153 151V150H152ZM151 151V152H152ZM253 151V150H252ZM138 152V151H137ZM146 152H149V151H146ZM256 153V151H254ZM261 152V151H260ZM68 153L70 154V151H68ZM129 153V152H128ZM153 153V152H152ZM88 154V153H87ZM126 154V152H125ZM141 155V154H140ZM148 155V154H147ZM163 155V154H161ZM259 155V154H258ZM41 156V155H40ZM89 156V155H88ZM139 156V155H138ZM151 156V155H150ZM262 156V160L260 161L261 163V166L264 168V153L261 155ZM141 157V156H140ZM139 157V158H140ZM160 157V156H159ZM158 157V158H159ZM258 157V156H257ZM137 159V155L135 157ZM134 158V159H135ZM143 158V157H142ZM164 158V157H163ZM175 158V157H173ZM253 158V157H252ZM135 159V161H136ZM150 160H152L151 158H149ZM149 159H148V163H149ZM162 159V157H161ZM177 159V158H176ZM255 159V158H254ZM160 160V158L158 159ZM182 160V159H181ZM189 160V161H191ZM144 161V160H143ZM147 161V160H146ZM156 161V160H155ZM175 163L178 162L177 160H175ZM183 161V160H182ZM256 161V160H255ZM158 162V161H157ZM165 163H168V165H171V164H174L173 162V159H169L166 160V161H162ZM194 162V161H193ZM200 162V161H199ZM253 162V161H252ZM159 163V162H158ZM157 163V164H158ZM198 163V162H197ZM201 163V162H200ZM259 163V162H258ZM259 163V165H260ZM33 164V163H32ZM152 164H153V161H152ZM199 164V163H198ZM221 164V163H220ZM254 166L256 165L254 162H253ZM151 165V164H150ZM160 166V164H158ZM177 165V164H176ZM214 166V165H213ZM216 166V165H215ZM251 166V165H250ZM254 166H253V169H254ZM257 166V165H256ZM255 166V170H257ZM36 167V166H35ZM164 167V166H163ZM37 168V167H36ZM91 168V167H90ZM165 168V167H164ZM171 168V166H169V169ZM217 168V167H216ZM113 169H112V172H113ZM161 169V168H159ZM247 169V168H246ZM260 169V168H259ZM258 169V170H259ZM30 170V169H28ZM264 170V169H263ZM27 171V170H26ZM108 171V170H107ZM110 171V170H109ZM261 171V170H259ZM32 172V171H31ZM104 172V171H103ZM102 172V173H103ZM114 173V172H113ZM258 173V172H257ZM118 174V172H117ZM262 174V173H261ZM263 175V174H262ZM261 175V176H262ZM12 176V175H11ZM113 176H115L113 174ZM116 177V176H115ZM123 178V177H122ZM259 178V177H258ZM19 180V179H17ZM33 180V178H32ZM36 181V179H35ZM41 180H39L40 182ZM114 181V180H113ZM125 181V180H124ZM13 182V181H12ZM37 182V181H36ZM43 182V181H42ZM107 182V181H106ZM11 183V182H10ZM34 183V182H33ZM199 183V182H198ZM202 183V181H201ZM208 183V182H207ZM16 184V182H15ZM43 185V183H41ZM48 184V183H47ZM78 184V183H77ZM196 184V183H195ZM17 185V184H16ZM50 185V184H49ZM52 185V184H51ZM50 185V186H51ZM201 185V184H200ZM18 186V185H17ZM37 186V185H35ZM48 186V188L50 187ZM112 186V184H111ZM110 186V187H111ZM176 186V185H175ZM12 187V186H11ZM26 187V186H24ZM32 187V186H31ZM45 187L47 188L46 184H45ZM129 188V186H126ZM114 188V187H113ZM112 188V189H113ZM17 189V188H16ZM20 189V188H18ZM39 188H37V191H38ZM42 189V188H41ZM51 189V187H50ZM69 190V188H67ZM75 189V188H74ZM155 189V188H154ZM189 189V188H188ZM7 192L9 193H13L14 189H10V188H6L5 189ZM55 190V189H54ZM73 190V189H72ZM122 190V189H121ZM125 190V189H124ZM153 190V189H152ZM172 190V189H171ZM25 191V189H24ZM23 191V193H24ZM36 191V192H37ZM62 191H65V190H62ZM112 191V190H111ZM126 194L129 193L127 190H125ZM173 191V190H172ZM251 191V190H250ZM33 192V191H32ZM60 192V191H59ZM68 192V191H67ZM123 192V191H122ZM138 192V191H137ZM144 192V191H142ZM246 192V191H245ZM252 192V191H251ZM22 193V192H21ZM49 193V192H48ZM46 193V199L47 197V194ZM52 193H54L52 191ZM125 193H124V197L123 199L125 200V198L127 199V197L129 196V194H127V196H125ZM146 193V192H145ZM144 193V194H145ZM154 193V191L152 192V194ZM16 194V193H15ZM28 194V193H27ZM34 194V192L32 193ZM31 194V195H32ZM112 194V193H111ZM149 194V193H148ZM151 194V193H150ZM18 195V194H17ZM56 195V194H55ZM122 195V194H121ZM15 196V195H14ZM52 196V195H51ZM60 196V194H59ZM108 196H109V193H108ZM135 196L136 197H139L140 194L138 193H135ZM151 196L152 195H149L147 196L148 198L150 197L151 199ZM163 197V195H160ZM190 196V195H188ZM40 196H38V200L34 198H31L29 196H25L23 198H21L20 196V199L19 202L17 203H20L22 205V207H25L29 210H43V209H49L51 210V208L54 209V211H56L58 209V202L56 203V205L53 207V204L51 205V207H49V203L48 206L46 204L43 203V200L41 202V199H39ZM110 197V196H109ZM108 197V198H109ZM117 197H119L117 195ZM132 197V196H131ZM154 197H158V196H155ZM153 197V199H154ZM166 197V196H165ZM173 197V196H172ZM180 197V196H179ZM44 199V196L41 197ZM68 198V197H67ZM111 198V197H110ZM114 198V196L112 197ZM111 198V199H112ZM129 198V197H128ZM133 198V197H132ZM142 198V196H141ZM146 198V197H145ZM187 199H189L190 197H186ZM252 198V197H250ZM50 199V198H49ZM48 199V200H49ZM59 199V198H58ZM115 199V198H114ZM113 199V200H114ZM136 199V198H135ZM140 199V198H139ZM147 199V198H146ZM150 199L148 200H145L143 198V203L144 204H148L150 205L148 208L150 211H153V208H155V215L157 218H159L160 216L162 217V210H161V207L159 205L155 206V202L153 204V202L150 201ZM157 198H155V201ZM173 199V198H172ZM179 199V198H178ZM245 199V198H244ZM249 199V198H248ZM247 198L245 200L247 201H240L238 202V210L242 209L243 207H246V204H249L252 202V200H255L254 197L253 199H250L248 200ZM17 200V201H18ZM40 200V201H39ZM52 200H54L52 198ZM63 200V198H62ZM66 200V199H65ZM107 200V199H106ZM117 200V198L115 199ZM123 200V201H124ZM141 200V199H140ZM160 200H161V197H160ZM159 200V201H160ZM196 200V199H195ZM195 200H190V201H195ZM45 202L47 200H44ZM118 201V200H117ZM127 201V200H126ZM158 201V202H159ZM199 200H196L195 202H198ZM3 202V201H2ZM68 202V200H67ZM112 202V201H111ZM110 202V203H111ZM128 202V201H127ZM129 202H131L133 208L131 206H126V208L128 207H131L129 209H135V211L137 212V207L139 206H136L137 203L134 204V201L132 203V201H130L129 199ZM162 202V200H161ZM164 202V201H163ZM218 202V201H217ZM62 203V202H61ZM118 203V202H114V205ZM204 203V202H203ZM211 203V202H210ZM64 204V203H63ZM73 204V203H72ZM71 204V205H72ZM121 204V203H118L116 204L115 207H118V205ZM126 205L128 203H125ZM134 204V205H133ZM164 203H162L163 205ZM179 204V202H178ZM199 204V203H198ZM205 204V203H204ZM212 204V203H211ZM203 205L202 208L204 209V211H207L208 209H210L213 205ZM68 205V204H67ZM139 205V204H138ZM177 204H175L176 206ZM250 205V204H249ZM69 206V205H68ZM78 206V205H77ZM144 206V205H142ZM141 207L140 210H142L141 212L142 213H146V212H143L144 208ZM181 206V205H180ZM193 206V205H192ZM220 206V205H219ZM223 206V205H222ZM221 206V207H222ZM226 206H228L226 204ZM74 207V206H72ZM76 207V206H75ZM95 207V206H94ZM107 207V206H106ZM136 207V208H135ZM139 207V208H140ZM189 207V206H187ZM230 207V206H229ZM61 208V207H60ZM64 208V207H63ZM79 208V207H78ZM120 208V206L118 207V209ZM139 208H138V212H139ZM143 208V209H142ZM147 208V207H146ZM145 208V209H146ZM175 208V207H174ZM178 208V209H177ZM177 209L178 210V213L177 215L181 214L179 213V211L181 212L182 208L179 210V206L177 205ZM196 208V207H195ZM215 208V207H214ZM225 208V207H224ZM223 208V209H224ZM237 208V207H236ZM9 208L8 204H5V203H1L0 202V210L2 211H7ZM66 209V208H65ZM64 209V210H65ZM164 209V207L162 208ZM167 211H169V208L167 207L166 208ZM165 209V210H166ZM70 210V209H69ZM121 210H124V209H121ZM128 210V209H127ZM126 210V212H128ZM193 210V209H191ZM201 210V209H200ZM211 210V209H210ZM222 210V208H221ZM52 212L51 213H54L53 210H51ZM58 211V210H57ZM56 211V212H57ZM61 212V210H59ZM73 211V210H72ZM125 211V210H124ZM122 211V212H124ZM130 211V210H129ZM197 211V210H196ZM196 211H193V215H195L194 213H198ZM213 211V210H212ZM216 211V210H215ZM224 211V210H222ZM9 212V211H8ZM7 212V213H8ZM19 212V211H18ZM55 212V213H56ZM65 212V211H64ZM63 212V213H64ZM81 212V211H80ZM131 212V211H130ZM137 212V213H138ZM177 212V211H176ZM183 212V211H182ZM226 211H224L225 213ZM48 213V212H47ZM66 213V212H65ZM64 213V214H65ZM99 213V212H98ZM104 213V212H103ZM110 213V212H109ZM133 213V212H132ZM166 212H164L165 214ZM190 213V212H189ZM188 213V214H189ZM192 213V211H191ZM202 213V211L200 212ZM199 213V214H200ZM9 214V213H8ZM21 214V213H20ZM59 214V213H58ZM63 214V215H64ZM76 214V212H75ZM92 214V213H91ZM183 214V213H182ZM181 214V215H182ZM187 213H185L186 216H188ZM197 214V215H199ZM203 214V213H202ZM5 215V214H4ZM48 215V214H47ZM55 215V214H54ZM57 215V214H56ZM69 215V214H67ZM81 215V214H80ZM101 215H104V214H101ZM143 215V214H142ZM149 214L147 213V216ZM151 215V214H150ZM180 215V217H181ZM184 215V214H183ZM182 217H185L183 216ZM191 215V214H190ZM189 215V216H190ZM210 215V214H209ZM236 211H232L230 213H225L223 215H217L214 222H211L213 220L210 221V219H205L203 220V222H201L200 224H198V226H196L197 230H194L193 227H189L187 228V225H185V228L183 225H182V229L185 228L183 231L180 230V226L179 228H176L177 230H180V231H177L175 233L177 234H171L169 231L170 230H173V227L172 229H169L171 228L170 227V224L168 222V225L167 224H164L165 222L167 221H162V223L158 222L156 220V222H150L152 225L150 226V229H149V234L146 233V236L143 237L144 239V244L145 243H148L149 245H155V246H159V247H162V249L164 250L163 251V254H162V257H166L168 259L171 258V256H174V257H178L180 252H182L184 254V256L189 259V261H196L198 262L199 264H210L211 261H213V259L215 258L216 254H217V250L218 249H221L220 250V259L219 260V263L218 264H238L240 263L241 261V251L243 250H253L255 252H264V246L261 244V245H256L255 246V241H256V231H257V227H256V223H257V219L255 217H245L247 218V221L240 224V226L237 228V229H234L233 225L235 224L236 222ZM14 216V215H13ZM50 216V215H49ZM58 216V215H57ZM61 216V215H60ZM84 216V215H82ZM107 216V214H106ZM104 217V218H107V217ZM110 218H111V214H109ZM132 216V215H131ZM145 216V215H144ZM165 216H168V213L163 215V219ZM191 216V218H192ZM201 216V215H200ZM211 216V215H210ZM20 217V216H18ZM72 217V216H71ZM74 217V216H73ZM77 217V216H76ZM98 217V216H97ZM103 217V216H102ZM127 217V216H126ZM177 217V216H176ZM181 217V218H182ZM199 217V216H198ZM212 217V216H211ZM1 218V217H0ZM16 218V217H15ZM59 218V217H58ZM78 218V217H77ZM82 218V217H81ZM149 218V216H148ZM178 218V217H177ZM202 218V217H201ZM264 218V217H263ZM7 221H8V218H6ZM162 219V220H163ZM189 219L186 218V219H180V220H183V223L185 222V220ZM196 219V217H195ZM200 219V218H199ZM199 219H197L199 221ZM238 219V218H237ZM36 220V218H35ZM104 220V219H103ZM114 220V219H113ZM125 220V219H124ZM150 219H148L149 221ZM176 219L172 220V221H175ZM259 220V219H258ZM2 221V220H1ZM38 221V219L36 220ZM79 221V219H78ZM85 220L82 221L81 219V223L83 225L82 222H84ZM112 221V220H111ZM115 221V220H114ZM151 221V220H150ZM177 221V224L181 225V222L178 223V220ZM188 221V220H187ZM196 221V220H195ZM193 221V222H195ZM228 222V225L226 224ZM4 222V221H2ZM13 222V221H12ZM12 222L10 225H12ZM24 222V221H22ZM26 222V221H25ZM35 222V221H34ZM41 222V221H40ZM52 222V221H51ZM75 222V221H74ZM80 222V221H79ZM88 221H86V225L88 224L87 223ZM105 221H103L104 223ZM146 222V221H145ZM171 222V221H170ZM191 222V220H190ZM226 222L225 224L227 225V228L224 232L222 233H219L218 232V229L219 227L221 226L222 223ZM242 222V221H241ZM6 223V222H5ZM10 223V222H9ZM28 223V221L26 222ZM48 223V222H47ZM117 223V221H116ZM139 223V221H138ZM147 223V222H146ZM199 223V222H197ZM196 223V225H197ZM8 224V222H7ZM16 224V222H15ZM17 224H19V222H17ZM38 224V223H37ZM40 224V223H39ZM74 224V223H73ZM104 224H107V223H104ZM110 224V223H109ZM193 224V223H192ZM21 225V224H20ZM23 225V224H22ZM21 225V226H22ZM86 225H83V226H86ZM89 225V224H88ZM117 225V224H116ZM148 225V224H147ZM176 226V224H174ZM173 225V226H174ZM6 226V225H5ZM31 226V225H30ZM36 226V225H35ZM103 226V225H102ZM108 227H113L111 225H107ZM146 226V225H145ZM10 227V226H9ZM25 227V226H24ZM37 227V226H36ZM58 227V226H57ZM87 227V226H86ZM125 227V226H124ZM34 228V227H33ZM38 228V227H37ZM104 228V227H103ZM30 229V228H29ZM35 229V228H34ZM119 229V228H118ZM140 229V228H139ZM122 230V229H121ZM120 230V232H121ZM142 230H144L142 228ZM175 230V228H174ZM101 231V230H100ZM215 232V234L213 235V237L211 238V240L209 241H204L203 240V237H204V234L206 232ZM6 232L7 237L5 236H2V234ZM118 232V231H117ZM133 232V230L131 231V233ZM136 232V230H135ZM144 233L146 231H143ZM217 232V233H216ZM38 233V232H37ZM106 233V232H105ZM115 233V232H114ZM41 234V233H40ZM133 234V233H132ZM117 235V234H116ZM115 235V236H116ZM134 236H138L136 234H133ZM140 235V233H139ZM145 235V234H143ZM77 236V235H76ZM119 236V234H118ZM132 236V235H131ZM133 236V238H134ZM141 236V235H140ZM187 237L189 240L191 239L192 241L189 243H187L183 249L179 252L178 249L177 251H172L171 249V246L172 244L174 243V241L177 239V237ZM263 236V235H262ZM261 236V237H262ZM208 237V236H207ZM222 237L221 239L223 240L224 242V246L223 248L219 247L218 248V239ZM119 238V237H118ZM140 237H136V239ZM57 239V238H56ZM187 239V240H188ZM141 240V239H140ZM184 240V239H183ZM186 240V239H185ZM221 240V241H222ZM262 240V239H261ZM33 241H38L39 243H41L45 249L44 252H40L39 250H36L35 248H32V246L30 245ZM54 241V240H53ZM57 241V240H56ZM55 241V242H56ZM118 242V239L115 240ZM220 241V240H219ZM220 241V242H221ZM139 242V241H138ZM137 242V243H138ZM186 242V241H185ZM140 243V242H139ZM254 243V244H253ZM257 243V242H256ZM264 243V242H263ZM136 244V243H135ZM222 244V243H221ZM234 244L237 245L238 249H239V252L237 250H235V246ZM257 244H260V243H257ZM130 245V244H129ZM132 245V244H131ZM130 245V246H131ZM175 245V244H174ZM34 246V245H33ZM37 246V245H35ZM122 246V245H121ZM260 246H263V247H260ZM79 247V246H78ZM125 247V245H124ZM128 247V246H127ZM135 247V246H134ZM174 247V246H173ZM123 249V248H121ZM130 249V248H129ZM131 250V249H130ZM134 250V249H133ZM124 251V250H123ZM23 254V256H20L19 254ZM65 253V252H64ZM63 249L61 248H58V247H54L52 246V244H50V241L48 239H45V237L43 239H40L39 237L37 236H33L32 233L28 230V229H23V230H13V229H5V228H2L1 225H0V263L1 264H56L58 262L59 264V260L62 258L63 256ZM66 254V253H65ZM140 254V253H139ZM249 254V253H248ZM138 255V252H135L133 257L130 259V262L127 263V260H126V263L127 264H137V258L138 259H141V257L137 256ZM218 255V254H217ZM68 256V255H67ZM131 256V255H130ZM122 257V255H121ZM128 257V256H127ZM69 258V256L67 257ZM218 258V256H217ZM121 259V258H119ZM183 259V258H182ZM197 259V260H196ZM75 260V259H74ZM143 260V259H141ZM201 260L202 263L199 261ZM217 260V259H216ZM262 260V259H261ZM124 261V260H123ZM129 261V259H128ZM169 261V260H168ZM255 261V260H253ZM74 262V261H73ZM77 262V261H75ZM117 262V261H116ZM118 262H122L121 260ZM125 262V261H124ZM142 262V261H140ZM244 262V261H243ZM123 263V262H122ZM145 264H147V262L145 261L144 262ZM170 262H167L165 264H168ZM193 263V262H192ZM198 263H195V264H198ZM214 263V262H213ZM212 263V264H213ZM61 264V263H60ZM72 264V262H71ZM79 264V263H78ZM152 264H162L161 262L157 261V262H154ZM171 264H175L174 262L171 263ZM245 264V262H244Z\"/></svg>",
  "mask_w": 264,
  "mask_h": 264
}]
</instances>
